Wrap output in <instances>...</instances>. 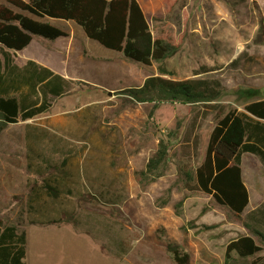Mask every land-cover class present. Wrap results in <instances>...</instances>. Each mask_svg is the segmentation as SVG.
Segmentation results:
<instances>
[{"label":"rangeland","instance_id":"1","mask_svg":"<svg viewBox=\"0 0 264 264\" xmlns=\"http://www.w3.org/2000/svg\"><path fill=\"white\" fill-rule=\"evenodd\" d=\"M140 1L154 35L179 46L164 63H134L62 20L51 24L68 37L35 38L14 57L24 66L29 55L72 82L47 113L0 133V217L27 232V264H176L169 245L185 249L190 264H224L226 246L249 234L245 223L264 231V212L236 219L210 196L187 188L178 169L200 166L216 117L244 111L248 90L264 98V0ZM162 71L174 80L215 79L225 92L208 105L163 103L154 112L152 104L124 94ZM174 133L167 174L141 184L137 173L160 139ZM64 160L61 198L38 190L34 201L32 188ZM245 161L257 194L254 174L263 178L264 170L255 156ZM57 219L65 222L52 223Z\"/></svg>","mask_w":264,"mask_h":264},{"label":"trees","instance_id":"2","mask_svg":"<svg viewBox=\"0 0 264 264\" xmlns=\"http://www.w3.org/2000/svg\"><path fill=\"white\" fill-rule=\"evenodd\" d=\"M49 19L74 23L89 40L146 67L164 63L179 52L172 40L154 35L138 0H0V133L10 125L47 113L53 101L70 90L71 80L33 61L19 67L13 58V53L24 51L35 38L53 42L69 36ZM165 76L170 74L162 71L149 76L142 86L127 89L124 94L133 103L152 104L154 112L163 103L208 105L220 101L225 92L222 83L215 79L174 80ZM247 92L244 111L232 109L216 117L200 166L178 168L187 188L210 196L236 219L241 218L250 203L243 178V155L251 154L264 165V98H255L257 90ZM171 138H175V133L160 139L145 170L137 173L141 184L154 183L167 174ZM67 164L64 160L40 187L32 188L34 201L40 197L38 190L53 201L61 198V178L67 177ZM168 202L170 195L164 204ZM62 222L65 220L52 223ZM21 225L0 217V264H27L28 236ZM245 228L248 235L226 246L224 264H264V231L249 223H245ZM167 250L176 264H190V254L181 246L169 245Z\"/></svg>","mask_w":264,"mask_h":264},{"label":"crops","instance_id":"3","mask_svg":"<svg viewBox=\"0 0 264 264\" xmlns=\"http://www.w3.org/2000/svg\"><path fill=\"white\" fill-rule=\"evenodd\" d=\"M24 1H26V2H28L29 0H24ZM139 2H140V4H141V6H142V3H141V1L140 0H138ZM142 8H143V6H142ZM143 10H144V8H143ZM144 12H145V10H144ZM146 14V13H145ZM147 16V15H146ZM49 22L50 23H53V20L52 19H49ZM67 23H70V22H67ZM34 41V40H33ZM33 43V42H32ZM32 43L30 44V46L28 47V48H26L24 51H22V52H17V53H13V58L15 57V55L17 54H20V53H24V52H27L29 49H30V47H31V45H32ZM24 55V54H23ZM29 55H26V59H27V63L29 62V61H33V62H35V63H37V64H39V65H41V66H43V67H46V68H48V66L46 65V66H44V65H42L41 63H40V61H38V60H36V59H33V58H31V57H28ZM15 61V60H14ZM26 63V64H27ZM16 64V63H15ZM25 64V65H26ZM24 65V66H25ZM19 66V65H18ZM19 67H23V66H19ZM48 69H50V68H48ZM51 70V69H50ZM52 71V70H51ZM249 143H252L251 141L249 142ZM245 155H251V154H245ZM245 155H243V157H242V171H243V178H244V182H245V185H246V187L248 188V191H249V195H250V203H249V205H248V207L246 208V210H245V212H255V211H257V212H264V177L262 178V174L259 172L258 174H254L255 175V177H254V179H253V181H254V183H253V186H255V187H257L258 188V190H259V192L256 194V193H254L253 191H252V189H251V186L248 184V180L246 179V169H247V163H246V161H245ZM253 156V155H252ZM260 168L259 169H263L264 170V165H263V163L260 161ZM253 170L254 169H256L257 170V164L256 163H254V168H252ZM244 212V213H245ZM28 243H29V241H28ZM44 254V253H43ZM43 254H42V256H43Z\"/></svg>","mask_w":264,"mask_h":264}]
</instances>
